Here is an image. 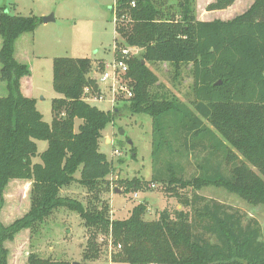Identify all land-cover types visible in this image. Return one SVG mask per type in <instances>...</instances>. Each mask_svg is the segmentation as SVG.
Returning a JSON list of instances; mask_svg holds the SVG:
<instances>
[{
  "label": "trees",
  "instance_id": "trees-1",
  "mask_svg": "<svg viewBox=\"0 0 264 264\" xmlns=\"http://www.w3.org/2000/svg\"><path fill=\"white\" fill-rule=\"evenodd\" d=\"M132 1L115 3L117 35L125 46L142 51L129 59L124 75L133 95L120 100L125 110L152 118L154 172L153 181L134 178L121 190L139 192L149 183H161L182 206L166 207L157 219L148 220L147 204L141 202L128 217L114 218L105 201L87 207L62 195L74 182L98 196L104 191L114 166L100 150V138L118 109L105 111L85 98L86 90L100 92L93 59L61 56L53 60V87L59 96L52 100V122L45 121L36 98L22 89L31 67L15 54L18 38L34 32L43 19L0 7V80L7 88L0 96V264H10L7 242L24 229H37L60 207L77 211L90 231L85 261L99 257L98 235L104 234L111 240L112 264H264L259 220L200 194L208 186L223 187L250 204L264 205V0H255L229 20L198 19L193 0H180L178 17L165 15L164 0H135V6ZM235 1L214 0L207 9H227ZM159 62L192 64L191 107L165 92L148 65ZM38 140L48 141L41 153ZM175 152L203 154L199 174L188 178L180 161L162 158ZM36 156L40 162H34ZM12 180L31 182V205L5 224L1 214ZM186 190L187 195L180 193ZM72 262L36 251L28 255V264Z\"/></svg>",
  "mask_w": 264,
  "mask_h": 264
},
{
  "label": "rangeland",
  "instance_id": "rangeland-1",
  "mask_svg": "<svg viewBox=\"0 0 264 264\" xmlns=\"http://www.w3.org/2000/svg\"><path fill=\"white\" fill-rule=\"evenodd\" d=\"M160 5L165 15L178 17L180 14V0H164ZM214 0H193L191 7L200 20H229L245 12L255 0H236L227 9L208 10L207 6ZM115 3L116 0H0V7H6L11 14L38 17L54 15V20L41 22L34 32L23 34L17 41L18 59L28 63L31 67L32 91L37 100V107L43 114L45 121L51 123L53 119L52 100L59 94L53 87V60L55 57H90L93 66L100 67L93 71L94 76H100L105 63H111L115 58ZM118 43L124 46L123 37L118 36ZM139 51L133 50L132 58L140 57ZM117 54L116 57H120ZM157 74L159 83L170 97H175L190 107L194 98V77L192 64L175 66L168 62L148 63ZM1 67V65H0ZM126 80V76H123ZM28 83V81H27ZM24 84L25 90L28 88ZM98 95L89 90L85 98L105 111L118 113L114 122L109 123L102 131L100 150L113 161L114 171L103 185L104 191L100 195L92 194L89 189L78 182L66 187L62 195H68L84 203L85 206H100L102 201L112 206L114 218H125L131 214L135 205L146 202L148 211L146 219L153 220L166 207L182 205L180 198L165 191L163 184L156 188L135 191H122L125 182L134 178L143 183L152 180L154 166L152 158V118L148 114H134L123 108V101L118 102L110 110L112 88L98 81ZM7 94L5 82L0 80V96ZM97 97V98H96ZM123 96L117 94L116 101ZM103 98V99H100ZM113 98V97H112ZM78 119L76 126L80 124ZM125 132L122 133L121 131ZM110 138V142H108ZM38 151L43 152L48 147V141L38 140ZM118 149L121 155L114 154ZM203 154L198 157L181 153L163 154L164 159L180 161L186 177L199 174L198 163ZM34 162H40V157H34ZM80 176V171L75 174ZM156 182V181H155ZM157 183V182H156ZM31 183L27 180H12L5 190V205L1 219L10 224L23 216L30 209ZM122 191V192H121ZM189 193V190L180 191ZM200 194L215 198L232 205L259 220L264 231V205H253L242 199L237 193L230 192L223 187L208 186ZM90 231L85 226L80 214L66 207H60L45 219L37 229L22 230L13 241L7 242L10 264H28V255L36 251L44 257L69 259L88 264H112L110 254V238L104 234L98 235L101 252L97 259L85 261L83 251L87 249Z\"/></svg>",
  "mask_w": 264,
  "mask_h": 264
},
{
  "label": "built area",
  "instance_id": "built-area-1",
  "mask_svg": "<svg viewBox=\"0 0 264 264\" xmlns=\"http://www.w3.org/2000/svg\"><path fill=\"white\" fill-rule=\"evenodd\" d=\"M132 6L136 5V1H132ZM116 24V16L114 20ZM116 37L118 36L115 30ZM139 51L140 48L138 47H131V46H121L120 43L115 41V58L111 63H105L104 70L100 72V76L98 77V81L101 84L107 85L108 87L112 88V94L110 99V110L114 109L118 102L121 100L119 99L116 101V96L117 94H120L123 96L122 98H129L133 95V89L132 87L128 84L125 78L123 76L128 72L129 70V59H131L132 52L133 50ZM117 54H120L121 56L118 58L116 57ZM97 70L100 69V67L96 68ZM88 91V90H86ZM113 97V98H112ZM97 98V97H96ZM99 99V95H98ZM103 99V98H100ZM90 101L89 99H87ZM114 154L121 155V152L118 149H114L113 151ZM156 187L155 183H149L147 185L148 189H153ZM135 196H138V192H135ZM112 207V206H111ZM113 214V209L111 210V216ZM111 242V240H110ZM121 247V246H119ZM110 255H111V246H110Z\"/></svg>",
  "mask_w": 264,
  "mask_h": 264
},
{
  "label": "crops",
  "instance_id": "crops-1",
  "mask_svg": "<svg viewBox=\"0 0 264 264\" xmlns=\"http://www.w3.org/2000/svg\"><path fill=\"white\" fill-rule=\"evenodd\" d=\"M21 37V36H20ZM19 37V38H20ZM18 38V39H19ZM18 41V40H17ZM17 41H16V51H15V54H16V57L18 58V56H17V52H18V50H17ZM27 81H28V83H27ZM24 84H27V87L26 88H28V90L26 89L25 90V88H24ZM32 87H33V84H32V77H31V75L30 76H26L25 78H23L22 79V89H23V91H24V93L26 94V95H28V96H30V97H34V95H33V91H32ZM35 98V97H34ZM111 140H110V138H108V142H110ZM30 182V181H29ZM31 183V182H30ZM109 259H110V254H109Z\"/></svg>",
  "mask_w": 264,
  "mask_h": 264
},
{
  "label": "water",
  "instance_id": "water-1",
  "mask_svg": "<svg viewBox=\"0 0 264 264\" xmlns=\"http://www.w3.org/2000/svg\"><path fill=\"white\" fill-rule=\"evenodd\" d=\"M52 20H54V15L53 14L43 17V21L44 22H49V21H52ZM121 132L124 133L125 131L122 130ZM72 264H88V263H82L80 261H73Z\"/></svg>",
  "mask_w": 264,
  "mask_h": 264
}]
</instances>
